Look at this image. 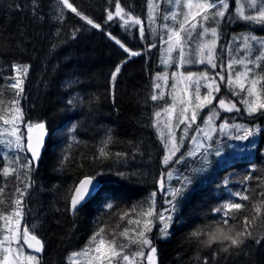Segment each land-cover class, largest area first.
<instances>
[{"label":"trees","instance_id":"trees-1","mask_svg":"<svg viewBox=\"0 0 264 264\" xmlns=\"http://www.w3.org/2000/svg\"><path fill=\"white\" fill-rule=\"evenodd\" d=\"M230 1L229 11L234 13L236 4ZM68 2L76 12L61 0H0V115L9 118L14 111L11 101L18 99L24 121L43 122L49 132L38 166L30 172L22 169L19 176L11 173V179L3 176V167L15 169L28 156L19 152L18 164L9 156L11 151L6 157L0 154V216H12L15 200L22 199L23 227L43 245L42 253L36 254L39 264H68L72 253L95 245L101 237L128 255L142 231L156 248L155 264H264V154L260 151L264 140L259 147L255 144L253 154L249 151L253 145L239 140L242 154L212 175L200 172L196 176L189 165L181 171L172 184L183 195L175 200L168 234L162 235L159 219L144 215L153 199L156 213L169 208L166 201L172 199L160 191L159 183L167 167L154 113L165 100L151 99L159 68L157 45L150 47L155 40L146 23L148 0H118L123 9L120 15L143 23V39L140 28L126 26L125 19L116 15L117 0ZM109 12L112 20H108ZM238 22L246 34L264 36V26L231 21L226 24L230 42ZM116 40L141 54L130 55ZM226 51L227 46L216 51L224 65L232 58ZM14 65L21 67L17 70ZM117 67L120 70L113 80ZM21 70L23 91L17 96L19 88L11 85ZM243 106L239 104L240 112L221 115L220 120L229 125L251 124L264 134V117L249 116ZM85 177L97 180L101 190L72 214L71 196ZM185 177L192 183L184 184ZM20 192L25 193L22 198ZM243 195L248 199H241ZM230 202L243 207L223 208ZM218 208L222 210L217 212ZM245 217L248 224L242 244L232 246L216 233L218 228L231 229L233 237L244 232ZM149 219L153 222L147 231ZM2 256L0 249V261Z\"/></svg>","mask_w":264,"mask_h":264},{"label":"snow or ice","instance_id":"snow-or-ice-1","mask_svg":"<svg viewBox=\"0 0 264 264\" xmlns=\"http://www.w3.org/2000/svg\"><path fill=\"white\" fill-rule=\"evenodd\" d=\"M61 2L66 5L68 8H71L72 11L76 12V9L73 8L72 4L68 2V0H61ZM174 3L178 6H181L183 11L180 12H168L163 16L164 20L169 19V17L174 21V23H178L179 27H173L168 29V35H167V41L166 43L169 44L168 51L172 52L174 50L173 43L175 46L179 49L178 52V59L177 64L178 67H183L185 64H207L212 69L217 68L216 63V55L215 50L217 47V41L219 40V32L218 27L220 23L225 19L226 13L229 9V0H174ZM236 8L234 14H229L231 18L243 20L248 23H255L259 24L261 26H264V0H235ZM16 8L19 9L20 5L17 4ZM116 15H120L123 12V9L120 8L119 2L117 0L116 3ZM77 15H81V13L77 12ZM129 18H131L130 13L128 14ZM182 16V20H178V17ZM123 18V17H121ZM86 19V18H85ZM113 19V14L109 12L108 14V20ZM155 21V17L152 15V6H151V0H149V23H152ZM89 24H93V21L88 20ZM134 23L140 24V36L143 39L144 38V27L143 23L136 19L134 20ZM128 21L125 20V25L127 26ZM215 25V26H213ZM94 27H100L99 25L93 24ZM165 28H167V25H165ZM199 29V30H198ZM209 37H211L209 39ZM173 38H175L173 40ZM115 39V37H113ZM239 42V47L233 49L232 44ZM117 44H120L122 48L126 52H130L129 49L124 47L123 44L119 40H116ZM195 44V48L192 49L191 52L186 53L185 46ZM150 47H156L155 44L150 45ZM227 51L229 53V56L231 57L233 54V51L237 53V56L234 58H231L226 66L227 68V80H226V86L229 88V90L232 92V95H239L240 93H243L246 91L247 96L246 98H243L240 100V103L244 105V110L247 112L249 116H254V114L259 113L261 117H264V37H258L256 35L252 34H245L241 37H233L232 42L229 43L227 46ZM243 52V56H239V53ZM141 53L138 52H130V55H140ZM162 62H165L162 60ZM235 65H242L243 70L242 71H233ZM14 68L17 70L20 69L21 66L14 65ZM221 68L220 72H216L214 76L209 77V74L207 71L203 73H187L185 76L184 73H181V77H183L185 80L190 82V86L192 84L195 85V99L197 101H203V103H199L196 105L197 109L202 110L203 107H207L208 105L212 104V101L216 98L214 93H219L220 91V83L216 82V78H219V81L221 83L225 82V76L222 75V72L225 70V66L223 64L219 65ZM119 67H117L116 72L112 74L113 80H115L116 73L119 72ZM24 71H27V66H24ZM175 76V73L173 74ZM166 78L162 74H157V79ZM204 79L208 80L209 83L206 84V87L209 89V91L201 97L199 94V80ZM23 83L22 80H17L14 84L11 85L13 88H19V91L16 93L17 96L20 95V93L23 91V88L20 87V85ZM247 83V88H246ZM258 84H262L261 88H257ZM155 88H159V84L154 85ZM239 88V92H236L235 89ZM163 93H161L160 97L157 95H152V100H157L158 98H162ZM15 115L11 117V120L5 119L2 115H0V120H3V123L5 125H10V128L6 127L5 132L8 133L10 137H14V139H7L4 141H0V143H3L8 151L14 150L16 152H27L31 154V158H25V162L23 164H19V157H15L13 162L19 164V168L21 169H27L29 172L33 169V166H38V161L40 157V150L43 146V137L45 135V124L43 122L37 123L33 125L31 122H25L23 119V112L22 109L19 108V100H13L11 101ZM73 103V101H69V104ZM180 103H184L183 100H180ZM176 105V98L173 97V104L170 106V108H175ZM218 107L220 109H224L227 112H240V108L236 107L235 103H231L230 101L226 104V101L224 98H221L218 102ZM165 111H169V109H165ZM188 111L187 107L181 109L180 115L184 117V119L180 120V123H184L185 121H188L184 132L187 133L188 128L191 127L193 123H195L198 115V111H193L191 113V116H187L186 112ZM157 117L160 116V113L157 112L155 114ZM220 115L219 111H217L216 107H213L210 111V114L207 116V118L204 120V124L209 126L211 129L213 120ZM20 124H26L27 126V135L20 131ZM221 130L223 131L225 128L228 127L227 123L222 124ZM232 127H235L237 130H240L243 128L244 135L238 136L236 139L239 140H247L249 136L253 135V132L249 130L244 125H232ZM37 129L39 131L36 132L35 135H33V130ZM197 132L203 131L199 126H197L196 129ZM206 135H208L206 133ZM211 138L210 136L208 137ZM193 139H195L193 137ZM166 148H168V144L165 145ZM0 151H3V149H0ZM171 155H167L164 158V163L168 164L169 160L171 159L172 155H175L176 151H179V146L175 143H172L171 148L169 149ZM101 154L106 155V153L101 149ZM218 156L220 155V152L217 151L216 153ZM8 155L7 152H5V157ZM121 155V154H117ZM16 169H10L9 167L5 166L2 169L3 176L7 177L10 173H15ZM121 176H123V173H120ZM19 178V177H17ZM160 186L161 189L163 188V179L160 180ZM192 181L188 178H184V184H191ZM31 185H26L27 187H30ZM99 189L97 187V183L93 178H85L82 180L79 185L75 188L72 196H71V210L73 212H76L78 210V205H83L86 203L89 199L93 198L95 194H98ZM20 191L19 189L17 190ZM25 193L20 192L21 198L23 197ZM172 199L167 200L166 203L169 205V208L164 209L162 212L156 213L154 208V199H153V205L150 206L149 210L144 213L146 217H151L154 219H159V221L164 225L163 228L160 229L162 235L168 234V227H169V221L172 218L173 213L176 211V203L175 200L178 196L183 195L182 189H175L171 193ZM153 198L155 197V193L152 194ZM239 196L240 194L237 193ZM241 199L247 200L248 196L243 195L240 196ZM22 203V199H17L15 201L16 208L13 209V214L17 218V221L19 218L22 217V209L20 208V205ZM107 207L111 208L112 205L108 204ZM243 207L240 203L230 202L223 206L225 209H235L239 210ZM222 209H216L217 212L221 211ZM257 211H259V208H257ZM165 213H168L166 216ZM225 215L227 216L228 213L226 212ZM0 219H4L6 221L5 226L8 229V232L10 235H5L4 241H0V246L4 242H8L9 247L4 248L5 253H11L14 251L11 248L12 241H15L17 244H19L21 236L19 234V229H13L10 227L11 222V215L7 216H0ZM153 220L149 219L146 221L145 227L147 231L151 230V224ZM131 223V221H129ZM225 224L228 223L227 220L224 221ZM247 224H248V218L245 217V231L244 232H237L236 235L233 237L229 235V232L231 229L228 230V232H225L224 229L218 228L216 230V233L220 234V238L230 240L232 246H238L243 243V237L245 236L247 232ZM103 232V229L100 230ZM216 233L210 234L212 239H216ZM123 235H127V229L125 230ZM198 233H193V235H197ZM250 234V233H249ZM100 234H94L92 237V242L95 243L97 236ZM140 239L138 241H133V243H138L141 246H148L150 248V252L148 253L147 259L149 261V264H152L154 260V254L156 252V248L151 246V241L146 237L145 232L139 233ZM23 241L25 244L28 245L29 248H34L36 252L42 251V245L39 240L36 239V237L33 235L30 237L29 230L25 228L23 230ZM35 243H32V242ZM105 245V240L103 237L100 238L99 244L96 245L94 251L96 255L89 256V252L92 251L91 248L83 250L81 253H73V256H84L88 258L89 264H92V261H96V264H113V258L114 257H121L122 261L125 262V264H136V257H143L144 253L143 251H137L133 253L131 256L127 254H123V248H121L119 251L116 250V247L114 246V242H110L108 245V249L106 251H101L102 246ZM227 250V249H225ZM16 251L19 252V254H23L22 252V245L20 246V249H17ZM26 260L29 262V264H39V260L37 257L33 255H27ZM0 264H15L14 260L9 259V255H4L3 261H0ZM117 264H119V261H117Z\"/></svg>","mask_w":264,"mask_h":264},{"label":"rangeland","instance_id":"rangeland-1","mask_svg":"<svg viewBox=\"0 0 264 264\" xmlns=\"http://www.w3.org/2000/svg\"><path fill=\"white\" fill-rule=\"evenodd\" d=\"M235 2V0H232ZM151 6H152V15L155 17V21L152 23H149V0L147 4V17H146V23L147 26L150 28V36L155 40V45H157V55H158V73L162 74L166 78L157 79L156 84H159V88H155V95L160 97L161 93H163L162 98H158L156 101H159L161 99L165 100L164 105L159 108L154 113V128L156 132L158 133L159 137L162 140V145L164 147L165 156L171 155L169 149L172 146V143H175L179 146V151L175 152V155L171 156V159L169 160L168 164L163 163L166 165V173L164 174L163 178V188L160 191H162L165 196H171V192L173 191V184L172 181H175L178 174L183 171L184 169L188 168L192 171V173H197L196 176H199V173L201 172L204 175H212L214 174L219 168L223 167L227 163L232 162L235 160V156H238L240 151H242L239 148V139H236L238 136L244 135V130L241 128L240 130H237L235 127H232V125H228L227 128H225L223 131L221 130V125L225 123V121L220 120V116L223 115H229L233 112H227L224 109H220L218 107V102L221 98H224L226 101V104L230 101L231 103H235L236 107H238L240 103L239 95L242 94L243 97L241 99L246 98L247 93L246 91L243 93H240L239 95H232V92L229 90V88L226 86V80H227V65L225 66V70L222 72V75L225 76V82L221 83L219 81V78H216V82L220 83V91L219 93H214L215 99L212 101L211 105H208L207 107H203L202 110L197 109L196 105L199 103H203V101H197L195 99V85L192 84L190 86V82L185 80L183 77H181V73H184L185 76L187 73H203L205 71L208 72L209 77H212L215 75L216 72H220L221 68L217 66V68L212 69L209 65L205 64H185L183 67H178L177 59H178V52L179 49L175 46L173 43L174 50L172 52L168 51L169 44L166 43L167 41V35H168V29L176 27L178 28V23H174V21L169 17V19L164 20L163 16L168 12H180L183 11L181 6H178L174 3V0H151ZM231 6V1L229 0V8ZM236 8V7H235ZM229 14H234L233 10L230 12L229 9L226 13L225 19L220 23L218 27V32L220 34L219 40L217 41V47L215 50V55L217 54V50L228 46L230 43L229 36H226V24L230 25L231 21H237L239 19L231 18ZM119 17H123L125 19V16L119 15ZM125 20L128 21V24H131V28H140V24H136L132 22L130 19L126 18ZM124 20V22H125ZM178 20H182V16L178 17ZM165 25H167V28H165ZM240 22L237 23V32H234L236 34V37H241L242 35H245L247 31H241L240 29ZM246 25V24H245ZM215 26V25H213ZM144 27V26H143ZM129 28V27H128ZM199 30V29H198ZM133 32V31H132ZM145 35V34H144ZM147 37V36H146ZM264 37V36H260ZM211 37H209L210 39ZM175 38H173L174 40ZM233 49L239 47V42L232 44ZM195 48V44L186 45L185 51L186 53L191 52L192 49ZM228 53V51H226ZM225 53V54H226ZM244 53L240 52L239 56H243ZM237 53L233 51L232 58L236 57ZM165 61V62H162ZM216 63L217 65H221L219 62V59L216 56ZM243 66L242 65H235L233 71H242ZM157 73V74H158ZM175 73V76L173 74ZM157 74L155 75L157 78ZM24 76L23 70L19 71L15 75V82L17 80H22ZM208 80L201 79L199 80V94L201 97H203L209 89L206 87V84H208ZM22 87V84L20 85ZM247 88V83H246ZM257 88L259 89V84L257 85ZM223 91V92H222ZM236 92H239V88L235 89ZM173 97L176 98V105L175 108H170V106L173 104ZM240 99V100H241ZM180 100H183L184 103H180ZM187 107L188 111L186 112L187 116H191V113L193 111H198L197 119L195 123L191 125V127L188 128L187 133L184 132V129L188 123V121H185L184 123H180L179 121L184 119L183 116L180 115L181 109ZM213 107L217 108V111H219L220 115L216 117L213 122L211 129L209 126L204 124V120L207 118V116L210 114V111ZM244 107V106H243ZM165 109H169V111H165ZM159 112L160 116L157 117L155 114ZM246 112V111H245ZM247 113V112H246ZM15 115V111L11 114L9 119L11 120V117ZM239 124H233V125H244L249 130L253 132L252 136H249L247 141L250 145H253V147L249 148V151L253 154L254 153V146L257 144V146H260V143L262 142L264 134L260 133L262 131L261 128H258L257 126H251V124L238 122ZM34 125V124H33ZM197 126H199L203 131L197 132ZM10 128V125H5L2 123L0 125V141H4L7 139H14V137H10L8 133L5 132V128ZM20 131L27 135V126L25 124L24 127H21V124L19 125ZM206 133L208 135H206ZM211 137L210 139L208 137ZM193 137L195 139H193ZM216 141V142H215ZM168 144V148L165 147V145ZM3 151L0 152L3 156H5V152L8 153V149L3 144L2 146ZM14 149V148H13ZM217 151L220 152V155L218 156L216 153ZM264 154V143L261 145V149ZM10 152V151H9ZM12 153H14L15 157H19V152H16L15 150L10 152L9 156L13 160ZM26 153V152H25ZM27 155V153H26ZM28 156V155H27ZM9 157V158H10ZM29 158V157H28ZM165 158V157H164ZM223 165V166H222ZM17 171V175L19 176L20 173L18 171H21L22 169L18 167L15 168ZM11 173L8 175L9 179ZM18 176H14L15 179H17ZM9 181H6L5 183H8ZM175 189L177 187L175 186ZM17 200V199H16ZM15 200V201H16ZM15 203V202H14ZM16 208V204H14V209ZM12 219L10 222V227L13 229L18 228L19 234L21 236L19 244H17L15 241H12L11 248L14 250L11 253H5L4 248L9 247L8 242H4L2 246H0V249L3 251V257L4 255H9L10 260H14L15 264H29V262L26 260L27 255H33L37 257L36 254L28 251L26 248V244L23 241V230L25 229L23 227V212L22 217L19 218L17 221V218L13 214L12 209ZM6 221L4 219H1L0 222V241H4L5 235H10L8 232L7 227L5 226ZM163 225V224H162ZM164 226V225H163ZM163 226L161 228H163ZM30 233V232H29ZM99 244V241L95 245H88L86 247H83L80 251L75 253H81L85 249L91 248L92 251L89 252V256L96 255L94 249L96 245ZM22 245V252L23 254H19L17 249H20V246ZM109 242L105 240V245L102 246L101 251H106L108 249ZM137 251H143L144 256L143 257H136V264H149V261L147 259L148 253L150 252V248L148 246H141L138 244L136 247L132 249L130 254ZM114 264L119 261V264H125V262L122 261L121 257H114L113 258ZM68 264H89L88 258L84 256H73V253L67 258ZM116 262V263H115ZM156 259L154 256V260L152 264H155ZM92 264H96V261H92Z\"/></svg>","mask_w":264,"mask_h":264},{"label":"water","instance_id":"water-1","mask_svg":"<svg viewBox=\"0 0 264 264\" xmlns=\"http://www.w3.org/2000/svg\"><path fill=\"white\" fill-rule=\"evenodd\" d=\"M45 129H46V131H45V135H44V137H43V146H42V148H41V150H40L39 161H40V159H41V157H42V154H43V152H44V150H45L46 142H47V139H48V136H49V132H48L46 126H45ZM37 131H39V130L34 129V130H33V135H35ZM27 154H28V156L31 158V154H30V153H27ZM39 161H38V163H39ZM34 166H36V165H34ZM85 178H89V177H85ZM85 178H83L82 180H84ZM90 178H91V177H90ZM82 180H81V181H82ZM94 180H95V179H94ZM81 181H80V182H81ZM95 181H96V183H97V187L100 188V183H99L97 180H95ZM80 182H79V183H80ZM79 183H78L77 185H79ZM77 185H76V187H77ZM76 187H75V188H76ZM74 190H75V189H74ZM73 192H74V191H73ZM95 195H96V194H95ZM95 195H94V196H95ZM89 200H90V199H89ZM89 200H88V201H89ZM88 201H87V202H88ZM87 202H86V203H87ZM86 203H84V204H86ZM84 204H83V205H84ZM83 205H78V206H77L78 209L81 208ZM70 207H71V202H70ZM71 213L74 214L75 212H73V211L71 210ZM36 239H37V238H36ZM37 240H39V239H37ZM39 241H40V240H39ZM32 243H35V242L33 241ZM40 243H41V245H42V242H41V241H40ZM26 248L28 249V251H30V252H32V253H35V254H41V253H42V251H41V252H36V251L34 250V248H29L27 244H26ZM42 250H43V245H42Z\"/></svg>","mask_w":264,"mask_h":264},{"label":"bare ground","instance_id":"bare-ground-1","mask_svg":"<svg viewBox=\"0 0 264 264\" xmlns=\"http://www.w3.org/2000/svg\"><path fill=\"white\" fill-rule=\"evenodd\" d=\"M38 1V0H37ZM40 1V0H39ZM42 2V1H41ZM43 11V10H42ZM44 13V12H43Z\"/></svg>","mask_w":264,"mask_h":264}]
</instances>
